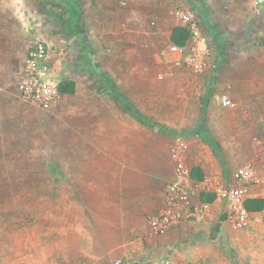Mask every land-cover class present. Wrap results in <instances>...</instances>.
Masks as SVG:
<instances>
[{"label": "rangeland", "instance_id": "1", "mask_svg": "<svg viewBox=\"0 0 264 264\" xmlns=\"http://www.w3.org/2000/svg\"><path fill=\"white\" fill-rule=\"evenodd\" d=\"M58 21L52 18L57 26ZM76 37H70L69 63L53 71L59 83L74 81V93L46 104L26 99L18 90L20 66L0 83V264H63L64 244L74 250L81 236L111 229L156 239L150 221L174 178L175 137L184 135L189 143L199 137L195 145L206 146L218 161L226 158L203 100L206 90L216 88V75L195 82L198 74L177 66L170 53L163 61L136 52L125 60H88L86 36L78 38L82 44ZM202 123L208 138L198 134ZM185 162L190 166L188 155ZM191 164L197 179L203 170ZM196 190L199 198L212 196ZM136 207L145 212L130 222L126 212ZM187 219L186 237L169 240L177 252L165 253L162 244L141 261L161 264L175 253L173 264H264V241L257 244L255 260L245 258L217 224L207 231L202 217Z\"/></svg>", "mask_w": 264, "mask_h": 264}, {"label": "crops", "instance_id": "2", "mask_svg": "<svg viewBox=\"0 0 264 264\" xmlns=\"http://www.w3.org/2000/svg\"><path fill=\"white\" fill-rule=\"evenodd\" d=\"M48 1L52 2L0 0V83L13 69L23 68L29 48L36 40L46 42L54 50V72L69 63L72 48L69 41L74 35L77 36L74 38L76 44H82L87 38L90 55L82 45L81 50H85L88 60L100 61L113 55L125 60L128 52H136L145 59L163 61L162 55L165 58L170 53L173 29L184 26L182 15L194 10L201 16L210 55L202 72L193 71L198 74L193 76V81H207L212 73L217 76L216 88L206 90L203 100L208 126L218 131L226 158L218 161L206 146L194 144L200 141L199 137H190L187 152L190 166L196 163L203 170L201 178L194 179L201 182L204 191L214 196L211 202H203L197 197L196 190L194 202L202 203L205 210L202 228L210 231L217 224L222 233H227L238 244V250L245 258L255 260L257 244L264 241V209L249 210L247 225L238 229L233 224L231 204L218 198L216 191L227 182H235L238 170L249 165L255 170L258 181H242L248 190L247 199L264 200V5L256 0H74L81 13V24L77 27L70 21L69 11L59 8L62 14L56 12L52 9L56 0ZM56 16L59 17L58 26L52 22ZM79 37L82 41L77 42ZM186 42L203 48V44L193 38ZM77 58L81 59L79 54ZM222 95L231 99L230 107L221 105ZM200 126L203 127L198 130L204 131V123ZM164 202L165 192L155 214ZM144 212L138 207L128 210V221L132 222L135 216ZM190 225L191 222L186 221L169 236L156 239L144 237L142 233L133 239L139 232L127 236L113 229L105 235H83L82 243L74 250L71 245L64 244L63 264H111L123 258L140 262L146 260L150 248L186 237ZM170 247L162 248L167 253L173 248Z\"/></svg>", "mask_w": 264, "mask_h": 264}, {"label": "built area", "instance_id": "3", "mask_svg": "<svg viewBox=\"0 0 264 264\" xmlns=\"http://www.w3.org/2000/svg\"><path fill=\"white\" fill-rule=\"evenodd\" d=\"M256 2L264 5V0H256ZM182 21L190 32L189 38L200 41L203 48L200 49L195 43L187 44L186 42L183 45L172 43L169 52L177 66L200 73L207 66L210 55L207 31L201 16L194 10H188L182 15ZM50 54L51 49L42 41H37L30 46L18 77V90L24 98L46 104L55 101L62 94L51 66ZM220 103L223 107H230L231 99L227 95H222ZM188 148L189 140L184 135H177L171 148L174 178L166 187L162 209L150 221L151 230L158 236H169L188 221V217L199 219L204 214L202 203L200 206L194 204L196 189L202 186L200 181L192 177L191 168L185 162ZM234 180L235 182H227L221 186L216 194L218 198L231 204L233 224L236 228L242 229L249 219V210L246 207L248 190L242 181L255 183L258 178L255 170L246 165L238 170ZM165 247L168 248V246L163 248ZM171 259L172 254H168L161 264H173ZM113 264H128V262L123 258L115 260Z\"/></svg>", "mask_w": 264, "mask_h": 264}, {"label": "trees", "instance_id": "4", "mask_svg": "<svg viewBox=\"0 0 264 264\" xmlns=\"http://www.w3.org/2000/svg\"><path fill=\"white\" fill-rule=\"evenodd\" d=\"M52 5V9L57 11V9H64L69 11L71 14L70 21H72L77 27L81 24V13L80 7L78 6L77 2L74 0H56ZM190 32L186 26H178L173 29L171 40L173 43L178 45H183L186 43L187 39L189 38ZM113 89V88H112ZM59 90L65 94H71L75 91V83L72 80H62L59 83ZM118 99L123 100L120 94H116ZM138 115V114H137ZM198 134L203 138L207 137V130L199 131ZM201 178V176H199ZM214 199V196L202 194L201 201L203 202H211ZM246 207L250 211H261L264 209V200L260 198H250L246 201Z\"/></svg>", "mask_w": 264, "mask_h": 264}]
</instances>
